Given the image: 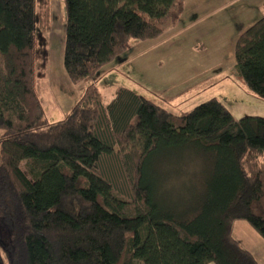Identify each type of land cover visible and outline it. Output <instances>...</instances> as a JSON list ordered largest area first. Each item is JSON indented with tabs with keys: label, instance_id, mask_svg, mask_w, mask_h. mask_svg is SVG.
<instances>
[{
	"label": "trees",
	"instance_id": "1",
	"mask_svg": "<svg viewBox=\"0 0 264 264\" xmlns=\"http://www.w3.org/2000/svg\"><path fill=\"white\" fill-rule=\"evenodd\" d=\"M63 66L87 82L48 122L36 90V25L50 0H0V213L10 264H259L232 235L264 239V117L217 97L174 113L92 82L131 38L160 36L184 0H64ZM166 23V24H165ZM245 87L264 100V14L234 44Z\"/></svg>",
	"mask_w": 264,
	"mask_h": 264
},
{
	"label": "rangeland",
	"instance_id": "2",
	"mask_svg": "<svg viewBox=\"0 0 264 264\" xmlns=\"http://www.w3.org/2000/svg\"><path fill=\"white\" fill-rule=\"evenodd\" d=\"M263 14L264 0H187L182 22L179 18L175 24L165 23L159 38H131L126 49L102 66L92 82L105 102L116 86L124 85L174 113L190 110L211 97L229 107L251 102L252 92L235 71L234 44ZM65 27L64 0H50L49 29L43 31L37 25L34 29L36 90L48 122L63 119L88 85L70 82L65 72ZM12 236L3 217L0 264H10Z\"/></svg>",
	"mask_w": 264,
	"mask_h": 264
},
{
	"label": "crops",
	"instance_id": "3",
	"mask_svg": "<svg viewBox=\"0 0 264 264\" xmlns=\"http://www.w3.org/2000/svg\"><path fill=\"white\" fill-rule=\"evenodd\" d=\"M187 0H185V8L181 13L180 20L178 22H182L183 16L185 14ZM197 9L201 7V5H195ZM161 36V35H160ZM158 36L157 38H159ZM253 94V93H252ZM251 102H237L233 107L227 106V104L223 102V104L230 110L234 117L239 118L243 115H259L264 117V100L258 98L254 94L250 97ZM243 220H237L233 223L232 226V235L233 237L246 249H248L256 261L259 264H264V239L258 234V232L250 225H246L245 223H240ZM242 239L248 242H243ZM208 264H214L210 262Z\"/></svg>",
	"mask_w": 264,
	"mask_h": 264
}]
</instances>
